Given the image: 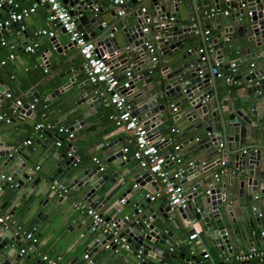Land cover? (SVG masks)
<instances>
[{"label":"water","instance_id":"water-1","mask_svg":"<svg viewBox=\"0 0 264 264\" xmlns=\"http://www.w3.org/2000/svg\"><path fill=\"white\" fill-rule=\"evenodd\" d=\"M61 1L75 18L77 30L96 44L98 55H108V62L119 70V74L129 67V89L121 92L127 95L131 113L145 124H157L161 130L167 122L158 119L168 108L171 111L174 108L173 112L181 113L178 118L182 117L180 120L188 123L184 124L183 135L194 133L189 141L196 140V135L201 132L202 137L193 150L201 156L209 150L211 162L202 167L196 164L186 166L182 171V185L193 189L184 207L175 208L168 204L165 196H160L151 207L143 210L151 202L146 196L149 188L145 185L151 183L157 190V184L144 169L133 172L125 169L127 161L121 160V148L117 142L106 139L105 131L96 132V120L90 117L100 110L102 96H98L91 84H86L87 81L75 82L66 77L55 88L64 92L63 105L71 118L67 127L71 133L69 139H78L76 145L69 144L67 157L62 163L57 161L41 171L47 175L42 178L45 186L42 193L38 187L41 175L32 174L27 166L30 155L13 151V148L0 149V158L5 157L0 166L14 165L11 171H7L9 179L0 177V193L9 197L11 203L23 206L24 214L36 211L35 216L39 219L58 216L54 209L62 197L58 189L51 188L53 183L61 187L67 184L69 188L65 191L76 192L84 205L97 212L105 208L113 210L114 218L107 216L104 220L115 222L116 234L113 231H93L91 225L81 232L84 241L91 237L85 249L88 257L108 245L111 253L106 263L117 260L116 264H161L162 259L172 257L179 261L165 264H204L203 244L195 246L194 252L191 245L184 243L182 230L186 229L185 233L189 235L191 222L203 225L210 244L219 251L224 247L229 250L234 241H239V234L253 228V222L264 226V129L257 128L261 123V107L264 109V0H152L149 11L142 12L138 8L121 16L117 21L121 25L118 29L113 24L106 25L102 17L104 1ZM133 1L127 0L116 8L107 5L111 10L109 16L112 18L124 6L129 8ZM220 3L233 12L221 17ZM211 6L216 13H210ZM145 18L150 19L149 24L145 23ZM209 23H214V32L205 36ZM54 24L59 27L57 22ZM18 25L19 22L11 24ZM145 27L147 29L143 31ZM59 29L65 34L61 27ZM149 42L156 48L155 64L151 63L147 51L146 43ZM50 44L53 51L45 50V56H50L51 62L58 67L66 63L59 57L61 47L55 37L50 39ZM67 45L72 47L69 42ZM47 67L50 68L49 62ZM218 72L229 79L218 81ZM68 74L74 76L75 71L67 69L60 77ZM138 81H141L140 85ZM3 90L0 87V100ZM167 102L172 104L167 105ZM13 108L15 119L35 115L27 108V103ZM44 134L46 140H35L41 148L49 141L63 140L56 133L51 136L45 131ZM91 142L95 144L86 152L99 150L100 162L95 166L79 167L80 156L76 149L85 148ZM26 150L34 156L37 154L33 147H26ZM48 152L53 160L64 157L63 154L53 156L49 149ZM220 161H224L225 168L230 162L231 167L227 175L224 172L215 179L213 171ZM19 171L23 175L15 180ZM128 173L130 177L127 179L133 181L134 186L120 191ZM189 179L193 180L191 186L185 184ZM39 194L44 198L37 199ZM56 195L59 196L55 199ZM130 200H133L134 207L129 215L116 217L123 203L128 205ZM50 201L52 203L46 208ZM231 207L239 210L241 221L237 227L235 220L228 221L226 212L230 213ZM43 208H46L45 212ZM155 218H159L158 223L153 222ZM169 224L179 230V238L168 229ZM115 237L119 243L112 242ZM18 239L12 226L0 223L1 264L18 259L11 257L19 245ZM7 240L11 242L10 253L5 250ZM258 240L259 244H264V237ZM122 242H125L124 246L120 245ZM173 243L185 249L173 256L155 246L170 249ZM95 260L89 259L86 264H94ZM30 264L44 263L38 259Z\"/></svg>","mask_w":264,"mask_h":264},{"label":"crops","instance_id":"crops-1","mask_svg":"<svg viewBox=\"0 0 264 264\" xmlns=\"http://www.w3.org/2000/svg\"><path fill=\"white\" fill-rule=\"evenodd\" d=\"M14 1L17 3L18 8L32 4L36 5L33 12L29 13L19 21L18 26H9L2 34L4 44L0 43V87L4 89V93H9L11 97L7 98L3 95V98L0 100V115L3 117L6 116L9 119L8 122L4 121V119H0V149L13 148V151L18 150L25 155H30L27 166H30L32 174L36 176L41 175V181L38 183V187L42 193L45 189L42 178H45L47 175L41 173V171L49 169V167L53 166V164L57 161L62 163L67 157V149L69 148V144L70 146L76 145L78 139L70 140L66 137L67 132H61L59 136L63 137V140L60 141L58 146L55 145V142L49 141L48 144H45L44 148H41L35 143V140L38 138L33 133V126L37 122H48L54 126L61 125L67 128L71 118L67 112V107H64L63 105L64 92L59 91L58 88L55 87L61 82H64L66 77L73 78L75 82L86 81V78L82 70L81 56L77 52L76 48L67 45V35L63 34L57 25H50L47 22V13L44 6L38 4L37 0ZM101 1H104L105 3V9L102 11V17L105 20L106 25L113 24L116 29L120 28L121 26L120 23L117 22L121 16L128 15L138 8H145V11H149L152 8V0H134L132 3H130L129 8L126 6L122 8V15L118 16L115 14L111 18L109 16L111 10L110 8H107V5L112 4L115 8L118 6L113 4V0H98V2ZM125 2H127V0ZM219 6V13L221 17H227L233 12V10L224 5V3H220ZM7 10V7L0 6V19H3L7 16ZM224 11H226V14H224ZM213 27L214 23H209L208 34H205V36H209L214 32ZM40 29L52 30L54 35L49 37L46 35L35 34L36 31ZM53 37L56 38L60 45L59 47H61V54H59L60 59L66 60V63L59 67L51 62L50 56L46 57L44 53L45 50L53 51L50 44V39ZM26 46H32L34 50L29 52L25 50ZM197 46L199 47V45ZM48 62L50 64V68L47 67ZM67 69L75 71V75L71 76L68 74L67 76L61 78L60 75ZM79 74L81 75L80 78L78 76ZM223 78L224 77L219 76L217 79L218 81H225ZM86 84H88V82ZM137 84L140 85L141 81H138ZM91 88L98 96H100V84H91ZM208 88L209 87L205 89ZM15 99L20 100V102L23 104L36 99L33 111L35 115L33 117L25 116L21 119H15L16 114L14 113L12 106L13 100ZM148 99H151V97L149 96ZM169 103L170 102H167L166 104L168 105ZM127 104L129 105V103ZM100 107V110L90 117H93L96 120V132L105 131L104 137L106 139L109 141H116L117 146H120V148L127 147L128 150H132L133 140L131 132L126 130L124 127H116L110 117L114 113V109L112 107H104L101 104ZM263 110V107H261V123L257 124V128L260 129H264ZM180 115V112H173V110L171 111V109L168 108L167 111L162 113L158 119L162 123L167 122L166 125L162 127V132L167 133L170 128L177 130L176 133L169 134L172 137V142L167 144L166 148L169 150L174 143H178L180 145L177 153L180 157L181 167L185 168L188 162L195 164H199L200 162H204L205 164H207V162L210 163L211 161L209 160L211 152L209 150H205L204 152L206 153L203 152V156H201V154L195 153L193 150V146L198 143L202 137L201 132L196 135V140L189 141L194 133H186L183 135L184 124L187 125L188 123L185 122L184 119L180 120L182 118H178ZM46 133L52 136L55 134V129L52 128L47 130ZM26 139H30L29 144H25ZM46 139L47 136L44 134V137L40 140L43 141ZM94 144L95 142H91L85 148L76 149V152L80 156L77 164L79 167H85L87 164L93 166L97 165L98 163H95L92 158H97L100 162L101 154L99 150H93L91 153L86 152V150L91 149ZM26 147H33L34 152L37 153L36 156H34V154H30L28 150H26ZM48 149L51 151L53 156L56 154H63L64 157L62 159L58 157L57 160H53L49 156L50 154ZM4 159L5 157H1L0 161H3ZM126 161L127 163L125 165V169H128L132 172L134 170L141 169L137 163V160L128 158ZM219 166L220 165H218L213 173L219 170ZM226 167L225 175L228 174L231 163H227ZM12 168H14V165H10V163L6 164L4 167L0 166V177L1 175L9 176L7 171H11ZM18 169L19 167L15 170V172H17ZM170 170H172V168H169V171ZM22 175V171H19L15 180ZM127 177H130L129 173L126 174L125 184L120 189V191H123L127 188H132L134 186L133 181L128 180ZM3 180L5 179L3 178ZM151 181L155 182L153 180ZM192 182L193 180L189 179L186 180L185 184H189L191 186ZM147 184L148 185H145L149 188H147V194H152L153 192L157 191L154 190V186H152L151 183ZM156 184L159 188V184ZM66 188L68 189L69 187L67 184H64L63 187H61V191L57 190V192H60L62 197L61 203L59 202V206H56L54 209L56 210V213H58V216H54L53 218H45V216H43L40 219L36 218V211L24 214L23 206L20 204L17 205V203H11L9 201V197L3 193H0V216L8 215L12 220H14L13 224L7 226H12L15 229V235L19 236V245L11 254L12 258L18 257V259L14 261L15 263L30 264L38 259L41 262L43 261L44 264H49L51 261H54L55 264H69V262H72L73 264L87 263L86 259L83 258V254L86 252L85 249L87 248V242L91 240V237L84 241V238L81 237V232L85 231V229L89 227L91 220L90 217L85 213L84 209H75L73 207V203L75 202H82L83 204L84 202L78 197L79 195L76 192L71 191V189L65 191ZM138 190H141V188L138 187ZM57 196L59 195L54 196V198L56 199ZM38 198H44V195L42 196L39 194L37 199ZM157 199L158 198L151 201L150 204L143 208V210L151 207V205L155 203ZM130 201L131 202H129L128 205L123 203V208L120 213L116 215V217L124 218V215H129L128 212L134 207L133 200ZM51 203L52 201L47 204L46 208H48ZM46 208H43L44 212ZM154 211L158 216L159 214L157 211L155 209ZM98 212H101L103 219L107 216L111 218H114L115 216L113 210L109 211V208H105ZM226 214L229 215V223L232 218L235 220V227H237V224L241 221L238 208L231 207L230 213L226 212ZM158 221L159 218H155L153 222L158 223ZM168 222H170V219ZM183 223L187 224L185 221H183ZM192 223L195 224L196 229L199 228V232L194 238L195 241L191 242V240L188 239V234L185 233L186 229L182 230V234L185 238L184 243L191 245L194 252H196L195 246L200 247L203 244L202 249L204 252L212 257L213 260L217 262V264H235V260L232 255L237 250L246 249L250 245H259L258 232L264 229L262 224L258 226L255 224V222H253V228L250 230H245L241 235L239 234V241H234L230 245L229 250L224 247L222 251H219L215 250L210 244V240L203 225L195 221ZM231 225L234 227V224ZM168 229L171 230L172 234L176 238L180 237L179 230L173 228L171 224H169ZM26 232H31L36 241L29 242V245H26V242H28V240L24 239V234ZM120 245L124 246L125 242L120 243ZM155 246L161 251H168L169 254L173 256L181 253L185 249L184 246L175 243L171 245L170 249H165L163 246L158 244ZM10 247L11 242L7 240L5 250L9 253L12 251ZM21 248L26 249L25 253L19 254V250ZM110 253L111 250L109 248H100L92 253L89 259L93 261L94 258H96L94 264H116L117 260L113 263L111 261L106 263ZM42 256L45 257V260L42 259ZM223 256H229L227 262L222 260ZM177 261L179 260L168 257L167 259H162L160 263L162 264ZM254 262L255 260L251 259L248 261V264H254Z\"/></svg>","mask_w":264,"mask_h":264},{"label":"built area","instance_id":"built-area-1","mask_svg":"<svg viewBox=\"0 0 264 264\" xmlns=\"http://www.w3.org/2000/svg\"><path fill=\"white\" fill-rule=\"evenodd\" d=\"M126 0H113V4L116 6L123 5ZM38 4H41L46 9L47 22L52 25L55 22L59 24L65 34L67 35L68 42L76 48L77 52L82 58V70L86 81L90 84H100V96H102L101 105L104 107H112L114 113L110 116L114 125L116 127H124L129 130L132 135L133 149L128 150L127 147L121 148V160H127L128 158H133L137 160V163L141 169L148 171L151 175V180L159 184V189L152 194H146L150 201H153L160 196H165L168 200V204L174 206L175 208L184 207L187 204L188 196L191 195L193 189L185 188L181 183V173L184 167L180 165V157L178 155V150L180 145L174 143L168 150L166 145L172 142V137L169 135L171 133H176L177 130L170 128L167 133L162 132L157 128V124L148 123L145 124L144 121L138 120L135 115L131 113V108L126 102V94L122 93V89H129V81L131 80V74L129 67L125 68L122 74H119V70L113 67V64L108 62V55L100 56L96 53V44L93 41L85 39L82 34L76 28V20L71 16L67 9L64 7L61 0H37ZM35 5L23 6L18 8L17 3L14 0H0L1 7H7V16L0 19V43L4 44L2 39V34L4 31L11 26L13 22H19L23 17L27 16L29 13L35 10ZM18 8V9H17ZM17 9V10H16ZM144 12L145 8H141ZM210 13L214 14L216 11L213 8L210 9ZM118 16L123 14V9H119L116 13ZM226 14V11H224ZM145 23L149 24L150 19L145 18ZM147 28H143L145 31ZM35 34L46 35L52 37L54 35L52 30L40 29L36 31ZM204 34H208V30L204 31ZM156 38V36H155ZM148 54L150 55V61L152 64L157 62L156 48L152 43H146ZM25 50L32 52L34 49L32 46H26ZM231 69L234 70L233 65H230ZM214 72V71H212ZM216 76L219 77L221 74L218 72ZM225 81L229 78L224 77ZM4 93V92H3ZM5 97L10 98L9 93L3 94ZM36 99L27 103V108L34 111ZM23 103L20 100H13V107L21 106ZM14 109V108H13ZM174 111L175 109L172 108ZM15 113V111H14ZM0 119L8 122L9 119L6 116H1ZM54 128L56 134H61V132H67L66 137L70 138L71 133L67 131V128L59 125L54 126L48 122H37L33 126V133L40 140L44 137V132ZM30 139L25 140V144H29ZM60 141L56 140L55 145L58 146ZM69 149V148H68ZM95 163H98L97 158H92ZM195 163L188 162L187 166H192ZM200 167L206 166L204 162H200ZM219 170L213 174L215 179L219 175L225 172V163L220 161ZM169 168L172 170L169 171ZM4 179H9V176L1 175ZM52 189H58L61 191V186L53 183ZM122 202V199H120ZM75 209H84L85 213L90 217V229L95 231L99 230L101 232L113 231L116 234V226L113 220L106 221L101 215L98 214L91 207H87L82 202L73 203ZM0 223L4 226L14 223V220L8 215L0 216ZM190 228L192 232L188 235V239H194L199 228H195L194 223H190ZM264 237V229L258 232V239ZM24 239L28 242H35L36 239L33 237L31 232H26L24 234ZM113 243H119V240L115 237L112 239ZM108 248V245H105ZM26 249L21 248L19 254L25 253ZM235 264H248V261L254 259V264H264V244L250 245L246 249L237 250L233 255ZM202 257L206 259L204 264H217L207 253H203ZM222 257V256H221ZM83 258L86 262L89 261V257L85 252ZM229 256H223L222 260L227 262ZM45 260V257L42 256ZM1 264V262H0ZM7 264H18L11 261ZM49 264H55L54 261L49 262ZM165 264V263H162Z\"/></svg>","mask_w":264,"mask_h":264},{"label":"clouds","instance_id":"clouds-1","mask_svg":"<svg viewBox=\"0 0 264 264\" xmlns=\"http://www.w3.org/2000/svg\"><path fill=\"white\" fill-rule=\"evenodd\" d=\"M5 180H7V179H5Z\"/></svg>","mask_w":264,"mask_h":264}]
</instances>
